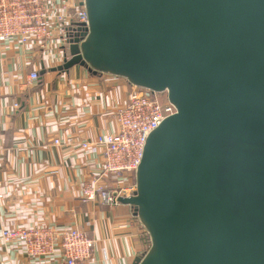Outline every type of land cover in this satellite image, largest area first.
<instances>
[{
  "label": "water",
  "instance_id": "1",
  "mask_svg": "<svg viewBox=\"0 0 264 264\" xmlns=\"http://www.w3.org/2000/svg\"><path fill=\"white\" fill-rule=\"evenodd\" d=\"M82 4L86 34L50 70L121 77L175 109L117 199L149 237L131 264H264V0Z\"/></svg>",
  "mask_w": 264,
  "mask_h": 264
},
{
  "label": "crops",
  "instance_id": "2",
  "mask_svg": "<svg viewBox=\"0 0 264 264\" xmlns=\"http://www.w3.org/2000/svg\"><path fill=\"white\" fill-rule=\"evenodd\" d=\"M37 56L26 47L0 45V229L76 227L94 240L91 264H131L146 250V231L131 208L78 197L79 181L99 168L97 149L78 143L116 128L114 114L129 83L78 65L51 71L59 62ZM33 67L39 81L27 89ZM0 264L29 263L15 245L0 242Z\"/></svg>",
  "mask_w": 264,
  "mask_h": 264
},
{
  "label": "built area",
  "instance_id": "3",
  "mask_svg": "<svg viewBox=\"0 0 264 264\" xmlns=\"http://www.w3.org/2000/svg\"><path fill=\"white\" fill-rule=\"evenodd\" d=\"M82 2L0 0V45L26 47L38 59L47 56L61 65L69 58L66 51L72 39L86 34L88 18ZM38 71L33 67L27 74V89L39 81ZM174 112L165 92H151L129 83L126 100L114 114L116 128L78 143L82 150L93 148L99 153V168L79 181V199L91 202L98 197L102 203L115 206L118 197L134 195V172L146 137ZM52 140L59 144L58 138ZM0 242L19 248L29 264H91L94 245V240L76 227L53 229L44 224L2 228Z\"/></svg>",
  "mask_w": 264,
  "mask_h": 264
},
{
  "label": "trees",
  "instance_id": "4",
  "mask_svg": "<svg viewBox=\"0 0 264 264\" xmlns=\"http://www.w3.org/2000/svg\"><path fill=\"white\" fill-rule=\"evenodd\" d=\"M67 56L70 57L69 51H66ZM70 70V69H69ZM65 71V72H69ZM141 241H142V246L147 249V247L149 246V237L148 234L146 232L143 233V235L141 236Z\"/></svg>",
  "mask_w": 264,
  "mask_h": 264
}]
</instances>
